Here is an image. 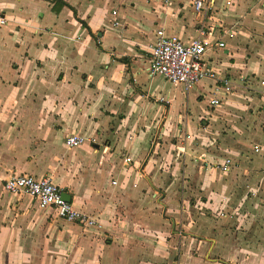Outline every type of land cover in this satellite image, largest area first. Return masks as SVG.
I'll list each match as a JSON object with an SVG mask.
<instances>
[{
	"label": "crops",
	"instance_id": "crops-1",
	"mask_svg": "<svg viewBox=\"0 0 264 264\" xmlns=\"http://www.w3.org/2000/svg\"><path fill=\"white\" fill-rule=\"evenodd\" d=\"M193 1L0 0V264H264L242 207H264V88L247 78L264 72V0ZM198 22L225 39L204 60L233 92L150 74L158 29L189 42ZM14 173L51 177L99 224L2 191Z\"/></svg>",
	"mask_w": 264,
	"mask_h": 264
},
{
	"label": "built area",
	"instance_id": "built-area-1",
	"mask_svg": "<svg viewBox=\"0 0 264 264\" xmlns=\"http://www.w3.org/2000/svg\"><path fill=\"white\" fill-rule=\"evenodd\" d=\"M231 0H228V4ZM213 5V0H194L193 6L196 13H206ZM4 23V19L0 18ZM197 36L186 42L182 38L168 35L164 29H158L157 40L151 47L149 62V72L152 76L160 75L171 83L181 84L185 90L194 88L201 80L211 78L221 82L226 90L231 87L228 78L220 77L218 73L204 60L205 53L214 46H226L225 39L216 43L210 38L209 31L204 22L196 25ZM227 34L226 30H223ZM264 84V80H262ZM221 102L220 96L211 99L213 106H218ZM87 137L70 134L65 138V145L75 148L82 145ZM257 150V148H256ZM132 158L126 156L125 163H130ZM233 160L229 157L220 163L222 171L230 170ZM116 183V181H114ZM4 189L9 193H25L37 201L40 207L53 208L57 216L68 222L81 224L85 227L98 225L96 216L85 213L75 208L72 201L63 197V189L57 185L51 177H37L31 174L14 173L4 181Z\"/></svg>",
	"mask_w": 264,
	"mask_h": 264
},
{
	"label": "rangeland",
	"instance_id": "rangeland-1",
	"mask_svg": "<svg viewBox=\"0 0 264 264\" xmlns=\"http://www.w3.org/2000/svg\"><path fill=\"white\" fill-rule=\"evenodd\" d=\"M227 31V34L230 36H233L234 33L232 31V33L230 32V30L224 29ZM245 60L248 62V59L251 58L250 55L246 57H244ZM262 61H264V59H262ZM263 75H262V74ZM254 72V73H250L247 78L248 81H253V83H251L252 85L256 86H260V88H264V84H262V79L264 77V72ZM173 90H172V95L173 98H176L179 102H185L187 100V94L182 92L181 86H173ZM232 85L230 87V89L228 91H232ZM233 92V91H232ZM228 95V94H227ZM184 126H182V124H180L179 128L181 130V133L183 134V132L186 131L185 128H183ZM3 188V185H2ZM2 191H5V189L3 188ZM6 192V191H5ZM243 209L246 211L245 214H248V218H249V222L250 225H254V260H256L259 257H264V207H256L254 205H250L249 207L247 206V203L244 204ZM246 219V218H245ZM248 221V220H247ZM249 224V223H248ZM248 233H251L250 230H248ZM254 264H256V262L254 261ZM261 264V263H259Z\"/></svg>",
	"mask_w": 264,
	"mask_h": 264
},
{
	"label": "water",
	"instance_id": "water-1",
	"mask_svg": "<svg viewBox=\"0 0 264 264\" xmlns=\"http://www.w3.org/2000/svg\"><path fill=\"white\" fill-rule=\"evenodd\" d=\"M63 197L66 199V200H69L71 201V195L67 192H63Z\"/></svg>",
	"mask_w": 264,
	"mask_h": 264
}]
</instances>
